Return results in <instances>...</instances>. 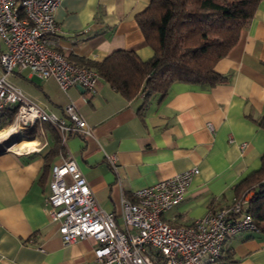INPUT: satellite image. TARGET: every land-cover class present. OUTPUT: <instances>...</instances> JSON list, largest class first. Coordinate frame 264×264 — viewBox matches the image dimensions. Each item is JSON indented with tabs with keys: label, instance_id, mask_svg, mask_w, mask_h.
<instances>
[{
	"label": "crops",
	"instance_id": "0c3cea01",
	"mask_svg": "<svg viewBox=\"0 0 264 264\" xmlns=\"http://www.w3.org/2000/svg\"><path fill=\"white\" fill-rule=\"evenodd\" d=\"M150 1L61 0L55 11L58 48L76 63L102 61L118 49L151 58L154 49L137 20ZM4 49L0 39V52ZM215 70L225 76L216 85L175 82L165 96L148 99L144 93L127 98L103 77L93 89L76 84L64 90L54 78L28 69L8 75L39 79L26 91L9 80L58 116L73 103L91 133L69 134L63 142L53 125L43 123L23 132L32 135L26 136L30 149L0 152V264L94 261L98 242L89 237L65 243L49 214L52 166L65 158L77 161L100 206L116 213L121 228L123 198L195 166L200 172L184 198L163 213L169 223L191 225L208 211L231 205L246 188V195L253 193L254 185H237L261 167L264 154L258 123L264 114V0ZM214 264H264V231L228 234Z\"/></svg>",
	"mask_w": 264,
	"mask_h": 264
},
{
	"label": "built area",
	"instance_id": "2783aa9c",
	"mask_svg": "<svg viewBox=\"0 0 264 264\" xmlns=\"http://www.w3.org/2000/svg\"><path fill=\"white\" fill-rule=\"evenodd\" d=\"M60 2L0 0V39L6 45L0 52L4 72L0 75V110L16 108L12 126L21 134L50 123L65 142L69 134L91 133L77 107L70 103L65 116H58L31 100L7 78L17 70L28 69L40 78H54L64 90L76 84L86 89L95 87L99 73L70 61L58 48L61 29L55 11ZM110 158L115 164V156ZM199 172L197 166L189 168L139 188L132 199L123 198L125 227L121 228L116 213L100 206L77 161L65 158L52 166L46 203L51 218L59 222L65 243L89 237L98 242L94 261L86 264H214L222 255L228 234L256 228L246 208L253 193L208 211L191 225L167 222L163 213L184 198Z\"/></svg>",
	"mask_w": 264,
	"mask_h": 264
},
{
	"label": "trees",
	"instance_id": "16d2710c",
	"mask_svg": "<svg viewBox=\"0 0 264 264\" xmlns=\"http://www.w3.org/2000/svg\"><path fill=\"white\" fill-rule=\"evenodd\" d=\"M260 1L151 0L137 15L146 40L154 49L151 58L143 60L134 50L118 49L102 61L74 63L95 69L127 98L140 93L145 99L156 93L165 96L175 82L210 87L225 78L215 65L237 43ZM15 114L13 106L0 110V131L13 122ZM258 123L264 129V114ZM250 185H254V192L247 211L256 228L264 231V154L261 167L237 188ZM245 190L235 200L250 191Z\"/></svg>",
	"mask_w": 264,
	"mask_h": 264
},
{
	"label": "bare ground",
	"instance_id": "6f19581e",
	"mask_svg": "<svg viewBox=\"0 0 264 264\" xmlns=\"http://www.w3.org/2000/svg\"><path fill=\"white\" fill-rule=\"evenodd\" d=\"M20 134L17 132L12 125L8 128L0 131V146H5L10 149L24 151L26 149H30L29 147V140L21 139V140H14L13 137Z\"/></svg>",
	"mask_w": 264,
	"mask_h": 264
},
{
	"label": "rangeland",
	"instance_id": "374dc122",
	"mask_svg": "<svg viewBox=\"0 0 264 264\" xmlns=\"http://www.w3.org/2000/svg\"><path fill=\"white\" fill-rule=\"evenodd\" d=\"M2 72H3V70H2V67H1V65H0V75L2 74ZM9 79L13 82V83H15V84H19L25 91H26V87H27V85H32V83L34 82V81H36V82H39V79H37L36 77H34V78H31V79H26V78H22V79H20V77L19 76H9ZM15 118V117H14ZM13 123V122H12ZM12 123L10 124V125H12ZM10 125H8V126H6L7 128L10 126ZM6 127L4 128V129H6ZM4 129H2V130H4ZM28 135H30V134H28L27 133V135H24L23 133L21 134H18L17 136H14L13 137V139H27V137H28ZM27 136V137H26ZM30 136H32V135H30Z\"/></svg>",
	"mask_w": 264,
	"mask_h": 264
},
{
	"label": "water",
	"instance_id": "95a60500",
	"mask_svg": "<svg viewBox=\"0 0 264 264\" xmlns=\"http://www.w3.org/2000/svg\"><path fill=\"white\" fill-rule=\"evenodd\" d=\"M79 87L86 89L82 85H79ZM14 140H21V139H14ZM8 149H10V148L5 147V146H0V152H4L5 150H8Z\"/></svg>",
	"mask_w": 264,
	"mask_h": 264
}]
</instances>
